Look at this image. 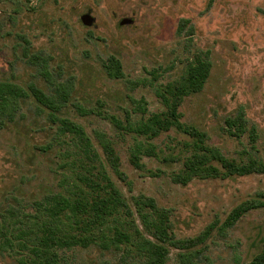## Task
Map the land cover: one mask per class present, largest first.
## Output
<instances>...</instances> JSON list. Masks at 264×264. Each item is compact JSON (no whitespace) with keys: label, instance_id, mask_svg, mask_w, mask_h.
I'll list each match as a JSON object with an SVG mask.
<instances>
[{"label":"rangeland","instance_id":"obj_1","mask_svg":"<svg viewBox=\"0 0 264 264\" xmlns=\"http://www.w3.org/2000/svg\"><path fill=\"white\" fill-rule=\"evenodd\" d=\"M197 60L210 64L203 88L178 96ZM0 85L22 95L0 115V264H44L46 237L69 243L50 250L56 264H146L148 241L162 264L256 263L264 208L227 224L264 193V172L227 178L219 159L264 165V0H0ZM161 93L180 127L131 132L169 117ZM111 189L122 205L102 223L49 212Z\"/></svg>","mask_w":264,"mask_h":264},{"label":"trees","instance_id":"obj_2","mask_svg":"<svg viewBox=\"0 0 264 264\" xmlns=\"http://www.w3.org/2000/svg\"><path fill=\"white\" fill-rule=\"evenodd\" d=\"M105 72L108 76L113 78H120L121 77V66L118 61L115 59H109L106 65H104ZM210 71V64L208 61L205 60H197L194 63H191L186 68L184 75L181 79V83L179 86L173 88V90H179V95L183 94L186 91L189 92H198L200 91L209 75ZM171 96H175L176 99L178 97L173 94V91H170ZM160 98H162L164 104L167 106L168 109V116L167 118H161L159 115L154 114L150 115L146 120H141L134 126L130 128L131 132H134L138 135L147 136V137H155L160 132L170 129L172 126L180 127L177 118V101H173L171 103L170 98L167 93H161ZM22 97L21 93L13 89L8 85H0V115L7 114L10 115L9 106H14L17 99ZM50 109V106H49ZM52 114L55 117L56 111H53V104H51ZM234 123V122H233ZM61 127L66 130L67 132L73 133L77 135V137L84 141L87 144L88 139L85 138L83 130L76 126L75 124L68 122L66 120L61 122ZM105 151L109 158H113L112 149L109 145H104ZM149 152L151 150L148 149ZM139 153L140 149L136 147L133 152L131 153V162L138 168L139 167ZM220 162L223 164L226 170L227 178H231L233 176H242L252 173V170L264 172V165H256L255 163H251L248 166H236L231 163H228L224 159H219ZM210 176H217L218 171L217 169L209 166L208 167ZM89 185H92L90 181ZM122 205V201L118 195V193L111 189V195L109 198H99L95 201H92L90 205H86L81 201H71L66 198L59 197L57 198L52 208L49 212L54 216L57 217L60 214H64L65 212L70 213L74 218H78L82 216L83 213L88 210L91 212V219L89 220L91 225L102 223L106 217L110 216L118 206ZM87 208V209H86ZM264 208V193H259L255 195L254 198L251 200H246L235 208H233L229 214V221L227 226H232L239 218H241L244 214L249 212L250 210ZM70 244H82L80 241L73 240ZM69 245V243H64L59 240H54L51 237H46L44 240L43 251L39 254L43 256L44 264H56L57 255L50 250L56 246H63ZM146 247V264H162V252L161 248L156 245L152 241H148L145 243ZM255 264H264V247L260 253V256L257 257Z\"/></svg>","mask_w":264,"mask_h":264}]
</instances>
